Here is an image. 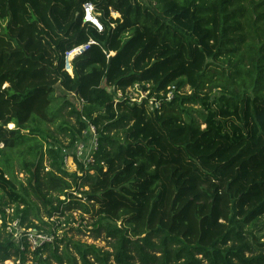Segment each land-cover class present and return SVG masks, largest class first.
Instances as JSON below:
<instances>
[{
  "label": "trees",
  "instance_id": "trees-1",
  "mask_svg": "<svg viewBox=\"0 0 264 264\" xmlns=\"http://www.w3.org/2000/svg\"><path fill=\"white\" fill-rule=\"evenodd\" d=\"M152 1L0 0V264H264V0ZM136 86L150 100L126 95ZM65 108L68 148L98 136L75 173L40 127ZM91 205L109 250L56 232L32 250L7 231V206L48 232L45 218Z\"/></svg>",
  "mask_w": 264,
  "mask_h": 264
},
{
  "label": "rangeland",
  "instance_id": "rangeland-1",
  "mask_svg": "<svg viewBox=\"0 0 264 264\" xmlns=\"http://www.w3.org/2000/svg\"><path fill=\"white\" fill-rule=\"evenodd\" d=\"M141 2H144L145 4L150 3V0H139ZM157 1L153 0L152 3L155 4ZM113 17H118V15L113 14ZM189 87H186L183 92L190 93ZM122 92L118 93V99L122 98ZM126 95L132 99L133 102H138L142 103L144 100L149 99L150 100V94L149 92H145L141 87L136 86L134 88H130L126 91ZM220 95V91L214 90L212 93V96ZM56 100L53 104L54 110H58L62 106V97H61V91H57L55 94ZM74 104L77 106V109L80 110L82 108V105L73 99H71ZM153 106L157 107L156 103H154V100L150 101V107L153 108ZM195 110L200 111L202 108L200 106H192ZM70 108H65L64 111L61 112V116L58 117L59 119L52 125H43L40 126L42 130L45 131V135L47 136V139L49 141L53 139H57L60 141V146H62L63 150L66 149L69 158L66 161L65 168L67 171L70 173H75L77 171V164L76 161H74V155L76 153V146H81V144L85 143V149L84 151L86 152L87 147L91 145H94L96 140H98V136L89 130V132H84V136L80 139L78 144L75 147L68 148L70 145L71 141V133L69 131H62L59 127L61 124L65 125L66 127H78L77 121L75 116H71L70 114ZM195 117L198 118V120L201 122L202 118L198 116V114L194 113L193 114ZM204 127V126H203ZM92 134V136H91ZM93 140V142H92ZM47 144L45 143V149H46ZM13 166L14 170L16 172V175L20 181H25L26 180V175L21 173L20 170V160L21 157L19 156V152L14 154L13 156ZM45 164L48 165V161L46 158ZM88 190V188H86ZM64 199V198H62ZM8 202L7 197L4 195V192L0 190V207L3 206ZM9 208V206H7ZM98 208V207H96ZM9 209H14V206H12ZM7 210V209H6ZM91 214H85L83 211H68L64 215H57L55 216L52 220H48L45 218L44 220L46 222L52 223V228L45 227L46 230H49L47 233L53 234V232H56L57 236L63 237L67 236L71 238L73 241H79L81 243L85 244H94L99 248H103L105 250H109L108 246V241L105 239V235L103 234L100 238L96 239V235L94 232V227L93 225L97 221V217L94 216V207H90ZM42 214L43 210L41 211ZM8 219H11L13 217L14 212L13 210H9L8 212ZM1 218V216H0ZM264 221V219H263ZM2 224V221H0V225ZM121 225V223H119ZM57 226V229H53ZM30 261L28 264H32V258L30 257ZM6 264H15L14 260L7 261Z\"/></svg>",
  "mask_w": 264,
  "mask_h": 264
},
{
  "label": "built area",
  "instance_id": "built-area-1",
  "mask_svg": "<svg viewBox=\"0 0 264 264\" xmlns=\"http://www.w3.org/2000/svg\"><path fill=\"white\" fill-rule=\"evenodd\" d=\"M84 20L85 22H89L94 24L99 30H102L103 27L99 21L98 15L96 13V8L93 4L89 3L84 6ZM93 44V43H91ZM86 46L78 47L70 52H67L65 55V71L68 72L70 75L73 76V61L76 58V56L82 54L86 50ZM174 93V88L171 89V91L168 94V99H172ZM162 96L164 94H161ZM157 107L159 106V103L156 102ZM91 132H95V129L92 127ZM93 142V140H92ZM77 145V144H76ZM75 145V146H76ZM85 143L81 144V146H76V153L74 155V161L78 160L85 165H88L92 163L94 153L97 151L98 148V140L94 143L92 146V143L90 147H87L86 152L85 149ZM74 146V147H75ZM66 156V160L69 158V155L66 151V149L63 150ZM76 159V160H75ZM9 210L13 209H7V214ZM14 212V210H13ZM9 215V214H8ZM8 225H7V231L9 234L12 235V238L14 242H16L18 245H23V241L26 240L28 244L30 245V248L32 250H36L37 248L43 246L46 243H51L54 240V236L50 233H47L45 231H38L36 229H26L21 225L20 219H8Z\"/></svg>",
  "mask_w": 264,
  "mask_h": 264
}]
</instances>
